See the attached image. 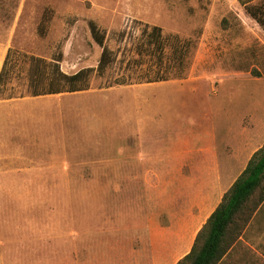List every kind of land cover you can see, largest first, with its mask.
Masks as SVG:
<instances>
[{"label": "rangeland", "instance_id": "obj_1", "mask_svg": "<svg viewBox=\"0 0 264 264\" xmlns=\"http://www.w3.org/2000/svg\"><path fill=\"white\" fill-rule=\"evenodd\" d=\"M262 1L0 0V69L11 51L0 93V264L175 263L165 256L172 233L148 229L166 222L155 212L148 221V193L164 189L173 211L186 199L177 193L208 173L137 170L209 150L225 181L247 143H264V29L245 8ZM91 22L109 50L105 69L85 90L32 96L33 70L45 87L55 59L67 74L96 68ZM160 75L169 79L147 83ZM256 213L220 264H264V203Z\"/></svg>", "mask_w": 264, "mask_h": 264}, {"label": "trees", "instance_id": "obj_2", "mask_svg": "<svg viewBox=\"0 0 264 264\" xmlns=\"http://www.w3.org/2000/svg\"><path fill=\"white\" fill-rule=\"evenodd\" d=\"M245 8L247 13L264 29V0L256 5H246ZM89 29L92 39L102 47L96 68H82L75 73L67 74L59 68L60 59H55L53 72H51L45 87L40 86L41 80H43L41 74H39L37 69L33 70L37 72L35 75L30 76L29 88H31L30 93L32 96L85 90L87 85L84 83L89 76L95 71L98 72L105 69L110 58L109 50L104 45V34L92 22L89 23ZM152 31L155 51H158L159 56L162 57L160 28L152 27ZM188 44V42H184L185 48L188 47ZM178 52V63L182 64L186 53ZM10 55L11 51L8 49L0 69V93L11 78ZM254 75H258V73ZM168 79L169 76L160 75L147 79V83L166 81ZM11 97L13 96H6V98ZM263 203L264 143L251 155L245 168L224 192L220 202L198 231L191 250L175 264H220L223 258L238 244L249 222Z\"/></svg>", "mask_w": 264, "mask_h": 264}, {"label": "crops", "instance_id": "obj_3", "mask_svg": "<svg viewBox=\"0 0 264 264\" xmlns=\"http://www.w3.org/2000/svg\"><path fill=\"white\" fill-rule=\"evenodd\" d=\"M261 145L256 144L255 146H251V148H249L247 143V153L245 154V156L239 159V155L235 156L236 159H238V163L235 167L238 166L239 168L237 167V170H235L236 172L234 170H231L230 174L226 177L225 181H223L222 179L220 173L221 170L219 168V161L216 155H214L213 151L209 150L205 151V154L209 155L208 157H206L205 160L197 161L198 158L195 154L196 151L184 149L183 151L177 152L175 154L174 158L177 160H175L176 162H174L173 164L170 162V166L167 165L157 168L148 167L145 170H137L138 172L149 173L159 171L163 173L170 171H203L208 173L205 176L206 178L204 177L206 180L200 182L202 184H196L197 182L193 183L192 181H190L191 185L186 186L185 190L182 189L181 192L179 191L177 193L180 196L182 195L186 199L184 201L182 200L181 202H178V206H176V208H172L173 211L170 210V205L168 203V201L170 200V195L168 192L165 193L164 189H157L156 191L151 190L150 193H148L150 195H148L147 200L151 204L147 215L148 221L153 220V217L150 215H152V213L154 212L166 221L164 222L163 220V222L160 224L159 222L155 224L150 221L149 224H153V226H150L148 224V229L157 230L162 233H172V244H170L171 242L169 243L168 241V246L166 247L167 253H165V256L168 257L169 261L174 258L176 259V263L180 258H182L191 250L197 232L199 231L201 226L206 222L208 216L218 205L224 192L231 186L236 177L245 168L251 155ZM201 161H204V163H201ZM149 183H152V181H150ZM162 187L164 186L162 185ZM156 195L159 199L157 198V200L155 201L154 199H152V197ZM256 214L254 215V217L256 216ZM170 215L176 217V221H173L171 225L169 224Z\"/></svg>", "mask_w": 264, "mask_h": 264}]
</instances>
